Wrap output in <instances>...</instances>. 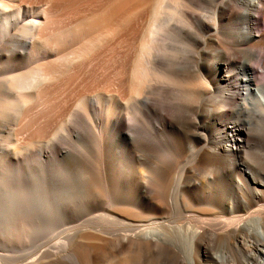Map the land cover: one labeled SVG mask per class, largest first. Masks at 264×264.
I'll use <instances>...</instances> for the list:
<instances>
[{"label": "rangeland", "instance_id": "1", "mask_svg": "<svg viewBox=\"0 0 264 264\" xmlns=\"http://www.w3.org/2000/svg\"><path fill=\"white\" fill-rule=\"evenodd\" d=\"M105 2L107 0H0V4L9 8L20 7L25 22L35 20L37 13L43 20L40 8L44 6L47 15L50 14V23L46 25L48 29L43 26L39 31V37L104 7ZM215 6L214 0L209 3L197 0L191 7L199 18L205 16L187 31L188 55L184 58L187 71L184 73L194 79L203 76L202 62L217 50L215 44L206 43L214 34V24L219 46L231 54L230 67L240 66L248 55L247 46L237 42L234 36L241 22L236 23L235 19H229L227 24L220 22ZM145 15L140 12L137 19L129 17L112 38L72 65L59 79L41 85L32 102L21 108L20 118L16 103H10L8 110H4L0 137L3 126L11 129V147L21 149L18 155L10 156L22 162L20 172L30 185H25L21 177L15 180L0 173L1 240L6 234L3 229L6 203L10 200L25 204L35 202L37 206L42 204L39 206L48 208L56 222L57 230L52 238L38 241L47 246L58 239L61 241L58 236L65 234L61 233L63 230L68 232L99 224L113 229L115 235L123 231L139 234L147 227L160 232L159 245L152 252L117 253L100 246L92 250L90 264H171L170 260L179 261L184 257L182 248L187 239L193 241L194 246L199 241L207 243L211 258L205 262L210 264L214 261L215 244L208 234L220 236L227 227L237 225L244 229L250 215L264 217V123L259 125L260 131L253 122L244 125L249 137L242 143L240 155L235 158L232 154L231 166L229 160L213 148L217 140L212 128L215 124L222 125L215 109L223 96L217 86V75L211 74L210 79H205L206 83L193 90L175 81L160 84L154 81V88L128 100L124 84L126 70L133 57L135 30L143 25ZM10 35L0 36V87L14 75L29 72L38 57L47 56L40 52L14 61L5 60L2 54L8 45L4 39ZM20 38L24 40L28 36L21 33ZM16 50L21 54L20 48ZM253 54L250 67L254 70L255 83L263 85L262 59L259 54ZM53 59L46 57V60ZM238 79L233 77V80ZM228 89L234 91V86ZM16 90L12 101L21 97L20 90ZM80 101L85 102V110L77 106ZM113 106L114 115L124 121L119 127H113L114 115L106 116ZM67 116L70 120H66ZM224 123L227 127L233 125L231 121ZM140 185L148 190L145 196L137 193ZM121 190L130 200L142 201L140 217L124 211L129 205L124 203L128 199L118 198ZM147 202L155 205L154 211L148 209ZM228 206L234 207L233 214L226 212ZM251 237L246 232L244 239L250 241ZM14 253L5 255L12 257ZM229 255L231 260L239 259L232 248ZM205 262L199 263L194 257L191 264Z\"/></svg>", "mask_w": 264, "mask_h": 264}, {"label": "bare ground", "instance_id": "2", "mask_svg": "<svg viewBox=\"0 0 264 264\" xmlns=\"http://www.w3.org/2000/svg\"><path fill=\"white\" fill-rule=\"evenodd\" d=\"M133 1L131 3V0H107L104 7H98L94 9L95 11L78 16L72 23L59 30L56 29L54 33L50 31L51 33L45 34L44 37L38 36L43 26L46 27L50 23L48 18L50 14L47 15V9L44 6H42L43 10L42 7L40 8V12L44 15L43 20L37 13L35 20L25 22L26 17H22L20 7L9 8L1 3L0 36H4L5 33L11 34L9 38L4 39L8 46L4 48L2 57H5V60L14 61L30 54L39 55L40 52H44L47 53L46 57H54V59L46 60V57H38L34 60L37 64L28 70L29 72L18 73L3 83L0 87V126L4 124H1L6 112L4 110L6 108L8 110L7 106L10 103H16L14 105L18 107L19 117L18 115L17 117L20 118L21 108L24 109L28 103L32 102L41 85L59 79L70 70L72 65L82 61L96 47L112 38L124 27L129 17L134 16L133 18L137 19L140 12H145L143 25L135 30L133 57L127 67L124 80L128 89V100L154 88L152 86L154 81L158 84L162 81H175L193 90L200 84L206 83L205 79H210L211 74L217 75V86L220 87L223 96L221 103L215 109L222 125L215 124L212 128L214 138L217 140V145L213 148L221 152L232 166V154H235V158L238 157L242 143L249 137L244 125H250L253 122L260 131L259 125L264 123V84L255 83L254 70L250 67L253 53H255L260 55L261 68L264 69V0H214L220 22L227 24L229 19H235L236 23L241 22V25L236 27L234 36L237 42L247 46L248 55L244 57L240 66L230 67L231 54L219 46L220 40L216 35L214 24V34L206 43L215 44L217 50L202 62L203 76L198 79L184 73L187 71L184 65V58L188 55L186 45L189 34L187 31L205 17L201 15L199 18L191 11V7L197 0H135L134 3ZM200 1L209 3L213 0ZM46 28L43 30L45 31ZM21 33L26 34L28 39L21 40ZM15 48H20L21 54H18ZM233 77L239 79L236 81ZM196 80H198L197 83ZM233 86L234 91L230 92L228 88ZM15 90L21 94V97L13 102ZM19 94L17 93L18 97ZM77 106L85 110L84 101L78 102ZM233 107H235L234 112H231ZM114 113L113 106L106 112V116L110 118ZM66 120L70 118L67 116ZM226 121H231L232 127H227L224 123ZM123 124L124 121L119 118V115H114L113 127ZM3 127V136L0 137V173L4 177H14L15 180L21 177L23 183L29 186L26 176L20 172L19 165L22 162L10 156V154L18 155L21 147H11L13 133L10 128ZM147 191L144 186H138L139 196H145ZM125 195L123 190L118 194V198L128 199L124 201L126 205H129L124 211L140 217L142 201L130 200ZM151 202H147V207L154 211L155 205ZM39 205L37 206L35 202L25 204L10 200L3 207L5 216L3 217L4 228H2L6 234L3 240L0 239V264H68L65 260H68L70 264H90L92 250L96 247L110 248L117 253L131 250L140 254L144 250L152 252L159 245L157 240L160 238V232L155 228L147 227L139 234H127L123 231L115 235L113 229L99 224L74 231L63 230L61 233L65 234L58 236L61 239V241L58 239L60 243L57 240L55 244L47 246L38 241L54 235L57 227L55 228L54 215L50 214L48 208ZM226 212L233 214L234 207L228 206ZM246 232L253 236L250 241L244 239ZM208 235L215 244L214 261L210 264H264V217L260 214L248 216L244 229L237 225L234 228L227 227L220 236H215L214 233ZM211 245L212 242H210ZM207 246V243L202 241L194 246L193 241L187 239L182 248L184 257L179 261L170 260V263L191 264L194 257L197 262L204 263L211 258ZM231 248L238 253V260L230 259ZM11 251L16 252L15 256L7 257L5 254Z\"/></svg>", "mask_w": 264, "mask_h": 264}]
</instances>
